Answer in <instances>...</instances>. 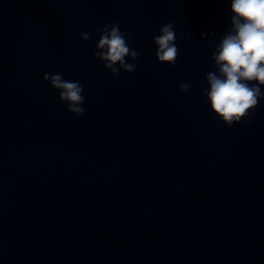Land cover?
<instances>
[{
	"label": "clouds",
	"instance_id": "obj_1",
	"mask_svg": "<svg viewBox=\"0 0 264 264\" xmlns=\"http://www.w3.org/2000/svg\"><path fill=\"white\" fill-rule=\"evenodd\" d=\"M230 11L231 27L215 47L214 68L206 73L208 88L204 90L211 111L229 127L248 117L264 98L261 88L264 86V0H230ZM100 32L93 56L102 61L113 76L119 75L121 70L134 72L136 64L127 62L126 58L136 61L139 53L129 46L119 23L105 25ZM159 33L153 38L156 58L174 67L179 49L173 24H164ZM208 35L214 36L215 32L202 33L201 38ZM80 39L88 41L91 34L81 32ZM43 80L59 91V100L67 104L69 113L84 114L85 109L81 107L85 102L84 88L79 81L65 80L62 73L47 72ZM179 88L186 92L190 84L182 82Z\"/></svg>",
	"mask_w": 264,
	"mask_h": 264
}]
</instances>
